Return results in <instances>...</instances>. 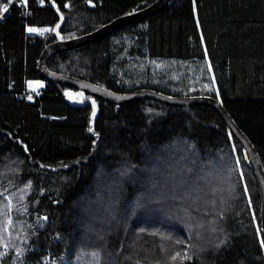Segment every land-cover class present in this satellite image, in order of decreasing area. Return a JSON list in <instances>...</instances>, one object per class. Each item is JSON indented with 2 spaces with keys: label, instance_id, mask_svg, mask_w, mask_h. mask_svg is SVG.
<instances>
[{
  "label": "trees",
  "instance_id": "16d2710c",
  "mask_svg": "<svg viewBox=\"0 0 264 264\" xmlns=\"http://www.w3.org/2000/svg\"><path fill=\"white\" fill-rule=\"evenodd\" d=\"M154 1L30 0L0 21V264H264L256 172L216 109L96 98L93 115L38 71L61 15L69 38ZM48 67L216 96L264 164V0H171Z\"/></svg>",
  "mask_w": 264,
  "mask_h": 264
},
{
  "label": "water",
  "instance_id": "95a60500",
  "mask_svg": "<svg viewBox=\"0 0 264 264\" xmlns=\"http://www.w3.org/2000/svg\"><path fill=\"white\" fill-rule=\"evenodd\" d=\"M170 2L171 0H155L148 6L142 8L135 7L133 11L116 17L91 32L69 38H66L61 32L64 22V16L61 15L60 21L52 29L55 39L46 44L41 52L37 62L38 71L45 80L62 83L70 87L66 96L69 104L73 106L92 104L93 113L97 110L96 98L106 100L118 106L131 103L135 100L153 99L171 106L206 105L216 109L232 134L243 145L246 159L250 161L256 172L261 194V230L264 235V164L248 136L235 123L218 97L212 95L175 96L150 88H137L129 92H122L94 84L77 76L53 71L48 67L49 59L57 53L101 40L123 26L130 25L140 19L150 17L165 10Z\"/></svg>",
  "mask_w": 264,
  "mask_h": 264
},
{
  "label": "built area",
  "instance_id": "2783aa9c",
  "mask_svg": "<svg viewBox=\"0 0 264 264\" xmlns=\"http://www.w3.org/2000/svg\"><path fill=\"white\" fill-rule=\"evenodd\" d=\"M29 2H30V0H26V2H25V0H8V2L6 3V4H8V11L6 13L3 12V11L1 12L0 21H4L5 20L6 16L11 12L13 6H15V5H21L22 6L21 15L24 18L32 15L33 14V11L29 7ZM36 29H43V30H45L44 28H36ZM35 33L43 35L45 33V31H43V32L36 31Z\"/></svg>",
  "mask_w": 264,
  "mask_h": 264
},
{
  "label": "snow or ice",
  "instance_id": "6c2138e0",
  "mask_svg": "<svg viewBox=\"0 0 264 264\" xmlns=\"http://www.w3.org/2000/svg\"><path fill=\"white\" fill-rule=\"evenodd\" d=\"M25 2H26V0H25ZM2 11L5 12V13L8 11V4L3 5V7H2ZM28 31H29V32H36V31H41V32H43V31H47V30H43V29H35V28H29ZM70 98H71V96H70ZM29 99H31V96H29ZM93 115H95V113H93ZM90 130H91V129H90ZM43 219L46 220L47 217H44ZM260 244H261L262 248H264V239H261V240H260Z\"/></svg>",
  "mask_w": 264,
  "mask_h": 264
},
{
  "label": "rangeland",
  "instance_id": "374dc122",
  "mask_svg": "<svg viewBox=\"0 0 264 264\" xmlns=\"http://www.w3.org/2000/svg\"><path fill=\"white\" fill-rule=\"evenodd\" d=\"M42 84H44V81H42V80H37V81H35V82L33 83V88H34V89H38L39 87L42 86ZM31 87H32V86H31Z\"/></svg>",
  "mask_w": 264,
  "mask_h": 264
}]
</instances>
